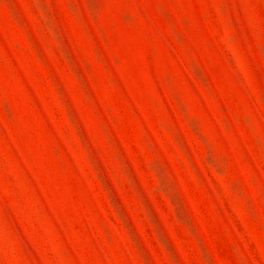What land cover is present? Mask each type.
<instances>
[{
	"label": "rangeland",
	"instance_id": "1",
	"mask_svg": "<svg viewBox=\"0 0 264 264\" xmlns=\"http://www.w3.org/2000/svg\"><path fill=\"white\" fill-rule=\"evenodd\" d=\"M0 264H264V0H0Z\"/></svg>",
	"mask_w": 264,
	"mask_h": 264
}]
</instances>
